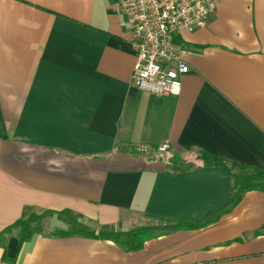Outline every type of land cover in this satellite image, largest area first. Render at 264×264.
<instances>
[{"label": "crops", "instance_id": "0c3cea01", "mask_svg": "<svg viewBox=\"0 0 264 264\" xmlns=\"http://www.w3.org/2000/svg\"><path fill=\"white\" fill-rule=\"evenodd\" d=\"M216 2L205 27L182 34L180 93L157 95L134 84L118 0H0V232L26 208L53 211L50 230L195 223L233 197L231 177L175 162L201 149L264 168V0ZM0 264H264V191L137 251L49 231L19 245L6 231Z\"/></svg>", "mask_w": 264, "mask_h": 264}, {"label": "built area", "instance_id": "2783aa9c", "mask_svg": "<svg viewBox=\"0 0 264 264\" xmlns=\"http://www.w3.org/2000/svg\"><path fill=\"white\" fill-rule=\"evenodd\" d=\"M128 20L130 43L136 54L135 86L157 95L179 94L191 53L182 42L184 32L207 25L216 0H118ZM167 145L159 150L165 151Z\"/></svg>", "mask_w": 264, "mask_h": 264}, {"label": "trees", "instance_id": "16d2710c", "mask_svg": "<svg viewBox=\"0 0 264 264\" xmlns=\"http://www.w3.org/2000/svg\"><path fill=\"white\" fill-rule=\"evenodd\" d=\"M153 150L159 152V146H153ZM190 158H182L180 162L175 163L187 168L203 166L224 167L230 174L231 191L234 192L233 197L227 203L213 205L206 216L200 221L190 223L172 219L150 220L143 225L126 231L115 229L95 231L74 222L66 228H54L50 230L47 226V220L53 214V211L45 210L37 212L26 208L22 216L0 232V235L6 231H12L18 239L19 245H22L34 235L49 231L51 235L57 237L82 235L91 238L113 240L127 251H137L144 246L145 241L149 238L179 229L192 230L205 227L219 220L223 214L231 211L240 202L245 192L250 190L264 191V168L262 167L231 164L201 149L194 150V155Z\"/></svg>", "mask_w": 264, "mask_h": 264}, {"label": "rangeland", "instance_id": "374dc122", "mask_svg": "<svg viewBox=\"0 0 264 264\" xmlns=\"http://www.w3.org/2000/svg\"><path fill=\"white\" fill-rule=\"evenodd\" d=\"M165 156H168V155H165ZM191 159V158H190ZM193 160V159H192ZM48 229H50L49 227H48Z\"/></svg>", "mask_w": 264, "mask_h": 264}]
</instances>
